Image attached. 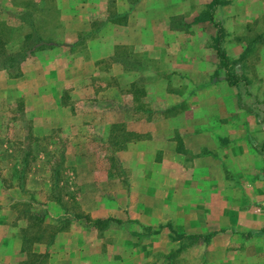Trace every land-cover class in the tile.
<instances>
[{"label":"rangeland","instance_id":"1","mask_svg":"<svg viewBox=\"0 0 264 264\" xmlns=\"http://www.w3.org/2000/svg\"><path fill=\"white\" fill-rule=\"evenodd\" d=\"M22 2H32V5L23 6ZM112 2H93L91 29L78 32L75 40L67 42L65 39L70 37L66 35V22L70 21L74 1L0 0V58L24 44L28 46L32 36L36 35L42 39V43L38 49L28 53L25 59H38L53 67L47 74L46 83L41 84L38 90V93L44 92L46 99H37L38 95L34 94L37 91H30L34 98L18 95L13 87L8 89L5 96L0 97V217L8 219L17 228L19 236L22 230L32 234L41 231L43 241L40 242L45 244V250L53 240L49 241L50 236L62 222L65 225L63 230L70 236L84 237L79 248L75 247L78 245L73 246L74 242L65 241V246L59 252L66 255L57 264H72L70 260H75L76 264L82 261L86 264H210L205 257L210 247L208 242L200 240L191 245L186 239L173 240L175 234L183 233L185 228L173 227L168 216L161 217L147 210L133 211L130 208L132 198L145 201L151 195L158 199L149 188L162 191L166 185L164 181H167L164 176L151 180L134 177L140 166H146L147 162L136 158L140 153H136L134 147L130 150L129 143L152 131L147 132L146 126H138L137 131L126 129L131 126V115L118 114V110H145L151 108L152 104L155 108L161 107L164 83L159 80V75L154 78L145 77L149 69L141 51L128 48L120 51L129 56L128 61L133 60L131 67L126 69L135 70L132 76H123L125 80L133 79L131 85L128 82L119 84L117 89L122 91L120 100L114 98L116 81L110 69L114 56L103 57L99 62L100 68L107 72L106 75L87 77L75 83L82 85L89 82L94 93H81L72 99L68 91L72 85L67 83L68 78L61 79L64 78L60 74L62 67L76 71L71 58L82 62L90 57L87 47L89 41L100 43V37H105L101 32L109 28L107 24L111 17L119 20ZM232 6L239 13L250 9V14L240 20L225 17L221 10L216 19L223 20V40L227 31L231 39L236 38V41L246 46L243 66L236 69V72H250L258 65L254 75L259 74L260 80L264 81V0H235ZM207 11L208 6L205 5L202 12L205 15ZM171 22L172 26L180 25V18L174 17ZM194 27L186 28L191 35L188 36V43L204 46L214 44L217 33L214 24L204 22ZM24 35L27 37L23 38ZM176 42H180V38ZM20 63L17 69L13 67L2 70L10 78L18 77L21 72ZM97 78L102 80L101 89L108 90L106 95L101 94V97H106L97 95ZM263 81L261 85L264 87ZM35 88L33 85L31 90ZM55 92L61 97L58 103L65 106L69 104L74 114L59 111L58 115L46 116L43 118L46 120L40 122L42 111L58 107L54 106L57 105L56 100L50 97ZM245 96L248 97L240 103V109L251 111L257 122L264 125V97L258 99L251 97L250 93H245ZM98 108L103 109L102 114ZM51 117L53 128L50 132L41 133L43 130L37 128H47ZM153 117L155 122L158 116ZM139 121L144 123V120ZM161 133L155 134L159 136ZM153 150L156 158L159 157L162 150ZM153 181L154 184L147 185ZM9 188H14V193H8L6 189ZM34 211L39 213L41 221H37V217H30V212ZM136 215H139V220L134 219ZM106 217L119 219L122 223L108 222L97 227L89 224L90 220ZM127 220H136L138 223ZM148 222L153 224L150 225L152 229L160 227L159 232L146 234L141 226H148ZM2 242L4 240L0 239L1 250L4 248ZM170 252L176 254L168 260L163 257ZM80 253L85 254L82 256ZM35 255L30 256L23 250L13 262L46 263L47 251ZM79 257L83 260L79 261Z\"/></svg>","mask_w":264,"mask_h":264},{"label":"crops","instance_id":"2","mask_svg":"<svg viewBox=\"0 0 264 264\" xmlns=\"http://www.w3.org/2000/svg\"><path fill=\"white\" fill-rule=\"evenodd\" d=\"M64 1L75 3L70 21L66 22V35L70 38L65 41L71 42L78 32L91 29L90 19L94 18L91 4L98 0ZM222 1L215 6L212 21H194L197 16L204 15L202 9L211 0H113L114 11L120 21L111 17L107 24L109 28L101 32L105 37H100V43L89 41L90 57L82 62L71 58L76 71L62 67L60 74L64 76L61 79L68 78L67 83L72 85L68 91L72 99H76L81 93L88 95L94 91L89 82L82 85L75 83L87 77L106 75L99 62L103 57L114 56L110 69L116 81L114 98L120 100L122 91L117 89L119 84L128 82L131 85L133 81L125 80L123 76H132L135 71L126 69L133 60L128 61L129 56L120 51L127 48L141 51L149 69L145 77L159 75V80L164 83L162 99L159 98L161 107L155 108L152 104L145 110H117L118 114L131 115V126L126 129L137 131L138 126H146L147 132L152 131L129 143L130 150L134 147L136 153H140L136 158L147 162L146 166H140L134 177L151 180L164 176L167 181H164L166 188L162 191L149 188L158 199L151 195L145 201L132 198L131 210H147L161 217L168 216L173 227L185 228L182 231L185 234L213 232L205 254L210 264H264V159L255 147L264 140V125L257 122L251 111L240 109V103L248 97L245 93L258 99L264 97L263 79L260 80L259 74L254 75L258 65L250 72H236L243 66L246 46L236 38L231 39L227 31L220 44L228 60L232 61L226 68L220 66L213 45L187 42L188 36H191L186 31L188 26L190 29L204 22H218L222 28L223 20H216L220 10L225 17L235 20L250 14V9L241 13L233 10L235 0ZM174 17L180 18V25L172 26ZM179 38L180 42H176ZM51 65L38 59H25L20 63V75L14 78L8 77L1 69L0 97L13 87L18 95L33 96L30 91H37L34 93L38 95L36 98L44 99V92L38 93V90L41 84L46 83L47 74L53 69ZM225 72L237 75L238 83L229 85ZM55 73L58 75L57 70ZM97 79V95L101 97L108 90L101 89L102 80ZM33 85L36 88L31 90ZM50 97L56 100L57 105L54 106L58 107L42 111L40 122L48 116L58 115L59 111L74 114L69 104L58 103L60 94L55 92ZM101 109L98 108L100 113ZM153 116H158L157 123ZM49 120L47 128H37L43 130L41 133L50 132L53 128V117ZM139 120H144V123ZM156 132L162 133L157 136ZM153 149L162 150L159 157L156 158ZM6 190L14 193V188ZM134 219L139 220V215ZM146 224L153 225L150 222ZM0 239L4 240V248H0V264H14V258L22 254V241L17 228L1 217ZM83 239L61 230L54 235L47 250L42 242L32 243L30 249L35 254L47 251L45 264H57L66 255L59 252L65 241L70 240L74 242L73 246L78 245L75 247L79 248ZM80 254L83 256L85 253ZM70 261L76 264L75 260ZM78 264L86 263L82 261Z\"/></svg>","mask_w":264,"mask_h":264},{"label":"trees","instance_id":"3","mask_svg":"<svg viewBox=\"0 0 264 264\" xmlns=\"http://www.w3.org/2000/svg\"><path fill=\"white\" fill-rule=\"evenodd\" d=\"M223 3L222 0H211V2L208 4V11L207 14L205 15H200L197 16L194 21H203L205 19H208L209 21L211 20V15L213 13V10L215 8V6L217 4H221ZM23 6H29L32 5V2H22ZM214 26L216 27V35L214 37V49L216 52V56L218 58L219 64L221 67L226 68V66L229 64V60L226 57L223 49L221 48L220 44L222 41V28L220 26V24L218 22H213ZM27 37V35H24L23 38ZM31 43V44H30ZM30 43L26 44L28 46L22 45L20 48H18V50L3 54V56L0 58V69H9V68H18L19 63L21 61H23L27 54L34 51L35 49H38L42 43V39L39 36H32V39L30 41ZM25 46V47H24ZM238 76L235 74H232L230 72H225V80L226 82L233 86L236 85L239 81V79L237 78ZM256 149L262 154V157L264 159V140L260 143L255 145ZM25 157V156H24ZM22 157V158H24ZM58 176V174H56ZM53 182H55V179L52 180ZM17 203V202H14ZM19 204V203H18ZM21 204V203H20ZM36 218L37 217V221H41V218L39 216L38 212H30V217ZM75 217H79V215L75 216ZM89 219V218H88ZM129 222H134V223H138L136 220H127ZM91 223H89L92 226H100V224H105L108 222H116V223H122L121 220L116 219V218H111V217H106V218H96L94 220H90ZM37 223V222H36ZM64 223V222H62ZM60 224L61 226H59L58 228H56V230L54 231V233L50 236L51 238L49 239V241L52 240V238L54 237L55 233L58 231H61L65 228L64 224ZM39 225V224H37ZM144 230L146 234H156L159 232L160 227L156 228V229H152L150 226H141ZM42 235L43 233L40 231L36 234H32V232L28 231V230H22V233H20V238L22 241V247L21 250H26V252L30 255V256H36L35 253L31 252L30 249V245L34 242H40L43 241L42 240ZM213 235L212 233H207V234H185V233H177L174 236L173 240H180V239H186L188 240L189 244H195L197 241H203V242H208L210 237ZM177 252V251H176ZM176 252H170L166 255H163L164 258H166L167 260L172 258Z\"/></svg>","mask_w":264,"mask_h":264}]
</instances>
